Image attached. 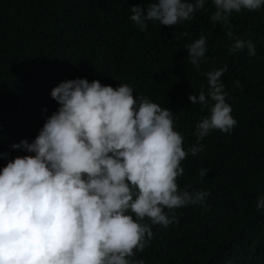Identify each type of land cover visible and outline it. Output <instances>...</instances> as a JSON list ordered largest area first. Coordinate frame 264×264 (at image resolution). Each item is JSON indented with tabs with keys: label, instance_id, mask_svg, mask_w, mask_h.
Returning a JSON list of instances; mask_svg holds the SVG:
<instances>
[{
	"label": "clouds",
	"instance_id": "9594fccd",
	"mask_svg": "<svg viewBox=\"0 0 264 264\" xmlns=\"http://www.w3.org/2000/svg\"><path fill=\"white\" fill-rule=\"evenodd\" d=\"M112 1L117 12L123 0ZM212 3L210 20L223 24L230 39L232 13L264 6V0ZM204 4L154 0L146 9L134 5L126 18L141 31L146 21L173 27L193 19ZM28 7L27 26L48 28L62 40L59 59L70 72L57 78L59 84L50 91L59 107L51 104L50 116L31 117L18 144L11 145L29 154L17 155L0 168V264H144L133 257L149 246L153 226L167 228L176 222L177 208L207 207L209 191H189L191 185L181 189L177 180L184 174L181 162L188 153L196 156L204 150L201 140L213 130L230 133L237 124L221 82L227 65L202 73L207 93L202 85L198 94L188 96L209 115L195 125L197 143L186 151L172 111L152 102L139 84L125 81L113 88L109 81L85 79L109 52L102 44L104 22L94 27L89 5L4 0L0 22L14 20ZM241 38L234 39L229 52L247 47L254 56L253 42ZM206 41L202 35L185 45L197 70L206 62ZM136 63L144 64L143 58ZM198 172L203 178L208 169ZM256 207L264 209V197L257 198Z\"/></svg>",
	"mask_w": 264,
	"mask_h": 264
},
{
	"label": "trees",
	"instance_id": "16d2710c",
	"mask_svg": "<svg viewBox=\"0 0 264 264\" xmlns=\"http://www.w3.org/2000/svg\"><path fill=\"white\" fill-rule=\"evenodd\" d=\"M70 1L91 7L94 27L104 22L102 44L108 56L93 65L85 79L109 81L113 88L125 81L139 84L152 102L172 111L186 151L197 143L195 125L209 115L188 96L198 94L202 85L207 93L202 73L227 65L221 82L237 124L230 133L213 130L201 140L204 150L196 156L188 153L181 162L184 174L177 180L181 189L191 185L189 191H209L207 207L175 209L177 221L167 228L153 226L154 238L133 259L144 264H264V209L256 207L257 198L264 197V6L232 13L230 39L223 24L210 20L212 0H205L191 20L173 27L146 21L145 31L126 17L134 5L146 9L154 0H123L117 12L112 0ZM3 7L0 0V12ZM29 11L0 22V153L6 154L0 157V168L17 155L29 154L11 145L18 144L31 117L50 116L51 104L59 107L50 91L59 84L57 78L70 72L67 62L59 59L62 40L48 28L28 27ZM109 13L116 17L109 19ZM202 35L207 37L206 62L197 70L185 45ZM239 35L253 42L254 56L247 47L229 52ZM142 58L144 64L138 65ZM201 168L208 169L203 178Z\"/></svg>",
	"mask_w": 264,
	"mask_h": 264
}]
</instances>
